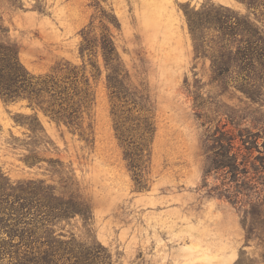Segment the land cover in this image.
I'll list each match as a JSON object with an SVG mask.
<instances>
[{
	"label": "rangeland",
	"instance_id": "obj_1",
	"mask_svg": "<svg viewBox=\"0 0 264 264\" xmlns=\"http://www.w3.org/2000/svg\"><path fill=\"white\" fill-rule=\"evenodd\" d=\"M207 2L246 13L235 0H102L99 6L91 0H0V41L15 44L22 66L34 76L62 80L68 65L84 64L91 94L83 137L26 100L6 104L0 98V170L12 182L40 179L59 188L66 180L92 216L87 225L80 216L62 222L57 233L96 240L113 264H237L240 257L243 264H264V225L245 240L247 199L233 204L218 195L228 184L235 190L231 175L205 178L219 130L259 131L251 158L258 171L250 170L249 179L258 182L264 219V86L253 101L214 80L208 57H195L185 11ZM82 30L92 38L110 32L130 86L153 107L155 133L141 169L142 189L115 137L101 54L79 56ZM94 62L101 71L96 79ZM16 114H36L44 132L33 136L14 121ZM31 153L42 161L27 165Z\"/></svg>",
	"mask_w": 264,
	"mask_h": 264
},
{
	"label": "trees",
	"instance_id": "obj_2",
	"mask_svg": "<svg viewBox=\"0 0 264 264\" xmlns=\"http://www.w3.org/2000/svg\"><path fill=\"white\" fill-rule=\"evenodd\" d=\"M91 1L99 6L102 0ZM235 1L245 6L246 13L207 2L198 9L186 10L185 16L195 57L209 58L212 78L255 101L264 86V0ZM102 13L118 27L114 16ZM209 32L212 37L207 39ZM81 36V58L97 57V50L101 54L115 137L136 185L142 189L141 169L149 160L155 133L153 107L146 94L130 86L129 74L109 31L92 38L88 30H82ZM92 69L96 79L100 68L94 62ZM90 95L84 64L68 65L62 80L48 74L34 76L20 63L15 44L0 41V98L4 103L26 100L32 110L37 108L54 123L79 130L83 137V112L88 110ZM13 119L33 136L44 132L36 114H16ZM218 133V151L209 162L205 178L211 172L231 175L235 190L231 191L227 183V190L218 195L233 204L247 199L249 209L242 225L248 242L254 226L264 225L258 182L249 179L250 170L258 171L251 158L259 131L243 128L234 134L221 129ZM41 161L35 153L24 157L29 166ZM75 216L87 225L91 207L66 186V180H61L59 188L40 179L12 182L0 170V264H113L111 254L96 240L81 241L57 233L56 226ZM237 264H243L242 257Z\"/></svg>",
	"mask_w": 264,
	"mask_h": 264
}]
</instances>
